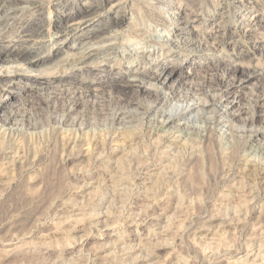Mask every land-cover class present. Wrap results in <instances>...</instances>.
Segmentation results:
<instances>
[{"label":"rangeland","instance_id":"374dc122","mask_svg":"<svg viewBox=\"0 0 264 264\" xmlns=\"http://www.w3.org/2000/svg\"><path fill=\"white\" fill-rule=\"evenodd\" d=\"M59 1L66 13L76 2H101ZM182 4L172 26L147 0L120 2L129 25L110 37L113 49L98 71L71 70L70 63L56 74L69 77L53 79L44 92L16 85L0 93V122L13 110L19 121L16 132L0 136V264H264V175H254L264 170L257 117L264 108V0ZM29 15L0 48L12 47L10 37ZM169 25L177 43L164 41ZM164 63L179 70L155 84L151 75ZM104 70L123 75L122 86ZM135 78L145 82L133 85ZM139 84L174 97L162 105ZM233 100L230 111L238 113L226 128L217 102ZM190 101L198 108L184 120L161 123L158 111ZM188 122L190 136L171 135Z\"/></svg>","mask_w":264,"mask_h":264},{"label":"bare ground","instance_id":"6f19581e","mask_svg":"<svg viewBox=\"0 0 264 264\" xmlns=\"http://www.w3.org/2000/svg\"><path fill=\"white\" fill-rule=\"evenodd\" d=\"M127 1L128 0H118V1L114 2V0H106V1L105 0H101V2H97V3L91 4V5L80 4V3L76 2V3H74L72 5V11H70L69 13H66L65 11H61V12L58 11L59 8L62 5L60 1L58 2V0H0V42H2L4 40V36L5 35L10 34V32H12L14 30V28L18 25V23L20 21H23L24 16H25V14L27 12L30 13L29 18L25 21L24 25L20 28V30L16 34H14L13 37H10V40H11L10 45L13 44L12 47L7 45L8 47H6V48H3V49L0 48V93L4 92V91H6V93H11L13 87H16V85H18V87L15 88V89H18V90H20V92H24V93L30 91V89L33 90L35 88H37L39 90H42V91L43 90H48L49 88H52L49 85H51V84H53L55 82V80H53V79H60V78H64L65 79V78L69 77L68 75H56V74L62 70L63 66H67L70 63H72L70 65L71 66V70H76L77 69L79 71H85L88 74L95 73V71H98V69H100L101 67H98L99 65H96V64H98L97 62H99L100 59L105 58V56H106L105 53L108 52V49H111V48L113 49V47H111V48L108 47V46H112L111 45L112 41H114V40L110 41L109 40L110 37H114L115 40H116V38H118L117 36L119 34V33H117V30L123 28L124 25L128 24V20L129 19H128V14H126V10L121 9V11H120L119 8H118V5H120V2H127ZM147 2H148V5L152 8V10H156V12L158 11L160 17H162L163 19L167 20V22L170 23V25H172V26L175 24L174 22H175L176 18L180 15V12L182 11L181 9H184L183 8L184 6L182 4V0H180V1L179 0H147ZM52 8H58L56 10L57 13L54 16H52V14H54L52 12V10H53ZM92 11H95V12H92ZM114 11H116V12H114ZM104 12H106L107 14H103ZM256 16H254L253 19H255ZM244 17H246V16H242V18L240 20L241 21H245L246 19ZM247 21H249V20H247ZM170 25H169V27H166L167 28V32H165L166 33V37L164 38V41H166V42H168L170 44L171 43H177L178 40L176 38H173L172 32L169 31V30H171L173 28ZM246 27H249V26H246ZM256 27L257 26H255V28ZM137 28H140V27L138 26ZM142 29H144V28H142ZM141 30L139 32H141ZM134 32H135V30H134ZM247 32L249 33L248 29L245 30L244 34H247ZM120 36H122V35H120ZM260 36H261V34H260ZM248 38H250V37L248 36ZM128 39H129V37H128ZM156 39H159V38L157 37ZM255 39H257V38H255ZM255 39H253V40H255ZM125 40H127V39H125ZM151 42L155 43V41H153V40H151ZM22 46H23L24 49L22 51H20V48H22ZM209 49H211V48H209ZM12 64H15V65H12ZM144 68H145V66H144ZM178 70H179V67L170 66V64L164 63V64H161L160 71L156 72V69H155V72H153L154 74H153V76L151 75V77H153L152 79L154 80V83H155V81H157V82H161V85H165L166 81L174 73H176ZM246 70L248 71V68H246ZM137 71H138L139 75H143L142 74L143 70L142 71L141 70H137ZM101 72L103 74L102 76L107 77V79L110 80L111 83H113V84L116 83L115 86H120L121 87L122 83H124L123 82L124 80L122 81V76L123 75H121V77L118 78L116 76H109V73H107L105 70L101 71ZM249 72L250 73L252 72V68L249 69ZM262 72H264V68H263ZM53 74H55L56 76L53 75ZM254 75H255V73H254ZM263 75H264V73H263ZM137 77L140 78L139 76H137ZM147 77H148V75H147ZM137 79L135 81L133 80V83H134L133 85H135L136 83L139 82L140 79L139 80H137ZM36 81H38L40 84L37 85ZM142 81H144V80H142ZM142 81L140 80V82H142ZM241 81H242V79H241ZM41 82H43V83H41ZM78 85L82 86V85H87V84H86V82H80ZM91 85L92 84H89V87ZM137 86H138V88L140 90H143L144 92L153 93V95L155 94L157 100H161V103H162V101L165 104L169 103V102L172 101V99L174 97V96H170V94L168 92H159V89H150V88H148V87H146V86H144L142 84H139ZM87 87H88V85H87ZM177 90H179V89H177ZM45 93H47V92H45ZM160 93H162V98H160ZM173 93L175 94L174 90H173ZM151 96H152V94H151ZM164 103H162V105ZM182 103H184V102H182ZM217 103H218L217 105H218V111H219L220 115L226 116L221 121V123H224L225 126H226V125H228L229 121H231L233 119V117H235L237 115V113H238V112L234 113V112L230 111L231 109L234 108V106L236 105L237 102H236V100H233L231 102L228 101V103H226V104L222 103V102H217ZM4 106H5V103L1 99L0 100V111H3V109L5 108ZM261 106H262V104H261ZM261 106H258L257 108H259ZM165 107H163V108H165ZM193 108H198V104L190 101V103H188V104H183V105L180 104V105L172 106V108H169L170 111L166 108L167 112L165 111V109H164L163 112H161V111H158V112L156 111V112L157 113H161L162 118H163V116L166 118V119L164 118L163 122L161 121V123L174 124V123L179 122L178 119H183L184 120L183 117L185 116V113L191 111ZM158 110H159V108H158ZM198 111H199V109H198ZM263 113H264V108H263V111H261L259 113V115L257 116L258 118H260L259 120H261L262 122H264V114ZM16 114H18V112L13 110L9 114L5 115V118L3 119V121L0 122V136H3V137L6 138L9 135H11L12 132H16L15 130H17L18 126L16 127V129L14 127L17 124H19V121H17L15 119V117L17 116ZM156 115H155V117H157ZM197 117L198 116H195V119ZM118 118H119V116H118ZM122 119H123V117L121 118V121H122ZM64 120H65L64 118L59 120V124L61 125V123H63ZM188 121H189V118H188ZM217 124H220V123H217ZM9 125H12V126H10L11 128H7V126H9ZM128 126L130 127V125H128ZM122 127H124V125ZM189 127L190 126H189V122H188V124L187 123L186 124L183 123L182 125L181 124L175 125V127H173L175 129V131L173 129V132L169 128H168V130H170L172 132L171 133L172 136H190V134H188V132H186L187 130H190ZM226 128H227V126H226ZM210 129H212V128H210ZM222 129H224V127ZM80 130L82 131L81 128H80ZM18 131H19V129H18ZM206 131H207V129H206ZM221 131H223V130H221ZM250 132H251V134L249 136H251L250 137V140H251L253 138V136H255L254 135L255 131L252 132V130H251ZM226 133H228V132L226 131ZM258 134H257L258 136L264 137V131L263 132H259ZM164 135L166 136L167 134H165V132H164ZM205 135L206 134H204V136ZM227 135H230V133L227 134ZM115 136H116V134H115ZM243 142H244L243 143L244 146L246 147L245 144L246 143L248 144V142H245V141H243ZM123 144H124V142H123ZM243 144H241V145L243 146ZM100 146H101V144H100ZM262 147H260V149H262ZM8 148L12 149L13 146H10V144H9ZM80 153H82V150L80 151ZM98 155H100V154H98ZM98 158H97V160H98ZM249 161H250V159H249ZM144 166L146 167V165H144ZM251 167H252V165H251ZM256 167L258 168V166H256ZM259 167H260V164H259ZM137 168H140V167L137 166ZM249 170H250L249 172H251V169H249ZM254 172H256L255 169L251 173L253 174ZM258 172H256V174L254 173V175L258 176L257 178H261L264 175V170H260L259 169ZM250 175L251 174H249V176ZM255 180H257V179L255 178ZM119 184H120V182H119ZM118 194H119V192H118ZM129 208H131V207H129ZM121 215H123V214H121ZM97 220H99V218ZM98 223H100V222H98ZM98 223H93L94 225L93 224H91V225L92 226H96ZM200 232H201V230H200ZM231 232H233V231H231ZM234 232H235V230H234ZM248 238H249V236H248ZM250 251H251V249H250ZM246 253H248V252H246Z\"/></svg>","mask_w":264,"mask_h":264}]
</instances>
